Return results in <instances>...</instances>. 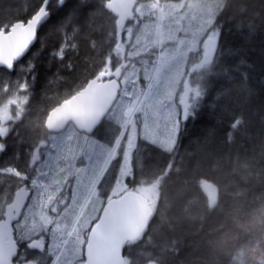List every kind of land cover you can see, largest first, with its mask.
<instances>
[{
    "label": "snow or ice",
    "instance_id": "snow-or-ice-1",
    "mask_svg": "<svg viewBox=\"0 0 264 264\" xmlns=\"http://www.w3.org/2000/svg\"><path fill=\"white\" fill-rule=\"evenodd\" d=\"M64 2L40 0L27 19L0 26V67L9 72L17 67L36 41L48 9ZM101 3L114 14L109 35L116 41L115 57L109 52L90 78L68 85L62 101L47 114L44 130L37 133L29 163L19 170L15 161L0 167V173L23 184L14 199L9 197L11 202L0 203V264H34L28 250L51 258L50 264H164L163 256L176 250L177 240L161 236L153 241L160 256H131L133 246L152 238V225L168 198L181 121L195 116L208 88L207 77L215 74L222 47L220 20L232 0ZM141 36L150 37L147 44L141 43ZM71 39L66 36L53 56L63 61L65 49L76 47L67 43ZM125 42L131 49L126 55ZM33 68L29 61L27 72ZM195 72L198 76L193 77ZM58 79L50 82L46 97ZM32 80L34 76L0 78V137L23 124ZM242 123V117L236 118L230 127L235 130ZM106 126L109 135L101 140L98 133ZM148 144L168 154L166 167L141 163L142 157L150 158ZM6 150V141L0 140V153ZM199 183L210 191L208 208L214 209L215 189L204 180Z\"/></svg>",
    "mask_w": 264,
    "mask_h": 264
},
{
    "label": "trees",
    "instance_id": "trees-1",
    "mask_svg": "<svg viewBox=\"0 0 264 264\" xmlns=\"http://www.w3.org/2000/svg\"><path fill=\"white\" fill-rule=\"evenodd\" d=\"M5 1L0 0V26L28 18L35 7L24 6L22 14L15 11L18 6ZM60 7L52 10L17 67L11 72L0 68V78L31 80L34 76L23 124L0 137L7 143L6 152L0 153V167L9 161H15L18 170L24 167L37 136L34 133L44 130L48 112L62 101L68 85L90 78L115 47L116 41L109 35L114 28V20L110 23L109 18L114 15L101 0H85L81 5L66 0ZM220 25L222 47L215 74L207 77L208 88L195 116L181 121L168 198L152 225V238L132 247L133 258L149 253L160 256L153 241L164 236L178 241L176 250L163 256L164 264H264V0H232ZM66 36L72 37L67 43L76 47H67L60 61L53 52L65 43ZM36 50L41 51L38 57ZM29 61L34 66L30 74L26 69ZM69 63L75 67H61ZM56 77L60 79L46 97V89ZM189 80L190 86H196L192 77ZM241 117L243 123L231 129ZM103 132L109 135L107 126L98 134ZM146 148L150 158L145 161L142 157V164L167 166V153L151 144ZM200 180L215 189L214 209L208 208ZM17 183V177L0 174V201L11 195Z\"/></svg>",
    "mask_w": 264,
    "mask_h": 264
},
{
    "label": "rangeland",
    "instance_id": "rangeland-1",
    "mask_svg": "<svg viewBox=\"0 0 264 264\" xmlns=\"http://www.w3.org/2000/svg\"><path fill=\"white\" fill-rule=\"evenodd\" d=\"M39 2V0H21V1H14V2H12V4H25V5H27V6H34V5H36L37 3ZM69 2L71 3H78L79 5H81V4H84L85 3V0H69ZM165 2V0H161V3H164ZM13 6H16V5H13ZM23 7L22 6H19L18 7V9L17 10H15V11H17V12H20V10L22 9ZM37 8V7H36ZM35 8V9H36ZM53 8H54V12L56 11V10H59L61 7L59 6V5H57V4H54L53 5ZM34 9V10H35ZM14 22V21H13ZM137 23V21H132L131 23H129L128 25H135ZM186 23V22H185ZM74 30H75V28H74ZM133 31L135 32L136 31V29L135 28H133ZM61 34H62V31H61ZM123 35H125L126 36V33H124ZM176 36L179 38V37H182L183 36V33H176ZM133 39H134V37H133ZM149 39H150V37H146V36H141V43L142 44H147L148 43V41H149ZM107 44V43H106ZM34 46V45H33ZM169 47H173L174 46V42H169V45H168ZM115 48V47H114ZM114 48H113V50H114ZM112 50V52H113V56H115V53H114V51ZM154 51H158V49H153ZM129 51H131V49H130V47H129V44L127 43V42H125V44L123 45V52H124V54L126 55ZM35 54H36V56L38 57L39 56V54H41V51L40 50H36L35 51ZM141 55L143 56L144 55V53L142 52L141 53ZM135 59H139L138 57H136ZM193 59L195 60L196 58L195 57H193ZM196 62H198V60H196ZM139 66V65H138ZM186 67H190V66H186ZM193 75V74H192ZM194 75H195V73H194ZM196 77V76H195ZM12 80V79H11ZM190 87H192V86H190ZM196 86H194L193 88H195ZM180 88H182V85L179 87V88H177L176 89V93H178L179 91H180ZM60 99V98H59ZM174 99H176L177 100V102H178V96L177 95H175L174 94ZM37 125H38V120H37V122H36V124H35V128H34V130L36 131V129H37ZM163 129V125L161 124V130ZM181 129V128H180ZM179 132H180V130H179ZM179 134V133H178ZM151 162H153L152 160H150ZM106 182H107V180H106ZM144 264H146V263H144Z\"/></svg>",
    "mask_w": 264,
    "mask_h": 264
},
{
    "label": "flooded vegetation",
    "instance_id": "flooded-vegetation-1",
    "mask_svg": "<svg viewBox=\"0 0 264 264\" xmlns=\"http://www.w3.org/2000/svg\"><path fill=\"white\" fill-rule=\"evenodd\" d=\"M2 1H5V0H2ZM14 1H21V0H11V1H5V2H14ZM39 4H40V0H39V2H38ZM39 4H38V6H39ZM55 4V3H54ZM53 4V5H54ZM53 5H52V7L51 8H49V12H50V14H51V12H52V10L54 9L53 8ZM57 5H59V6H61V4H57ZM103 133H105V132H103ZM106 136H108V133H105V134H98V138H100L101 140H103ZM24 162V166L27 164V163H29L28 162V157L26 156L25 157V160L23 161ZM30 183V182H29ZM18 186H23V184H18L17 183V185H13V189L11 190V195L10 196H7L5 199H3V201H0V203H2V202H4V201H7V202H11V200L10 199H8L9 197H12L13 199L15 198L14 196H15V193H16V191H17V189H18ZM2 189V188H1ZM29 195H31V193H29ZM28 203V201L26 200L25 201V205ZM5 210H6V208H5ZM21 211L23 212V211H25V209L24 208H22L21 209ZM45 242H46V244L47 243H49L50 242V238L46 235L45 236ZM25 247H26V245H25ZM29 251V256L31 257V258H33L34 259V264H50V259L51 258H46V257H43L42 256V254H40L39 252H38V250H36V251H34V250H28Z\"/></svg>",
    "mask_w": 264,
    "mask_h": 264
},
{
    "label": "bare ground",
    "instance_id": "bare-ground-1",
    "mask_svg": "<svg viewBox=\"0 0 264 264\" xmlns=\"http://www.w3.org/2000/svg\"><path fill=\"white\" fill-rule=\"evenodd\" d=\"M65 2H66V0H65ZM65 2H64V3H65ZM7 3H8L9 5H11V6L16 5V6H18V7H19V6H22L23 8H24V6H26L27 8L29 7V6H27V5H25V4H21V3H20V4H12V2H10V3L7 2ZM38 4H39V3H37V4L35 5V7H33V9H31V13H32V11H33L36 7H39ZM61 6H62V5H61ZM23 8L20 10V13H22V14H24V13H23ZM48 11H49V9H48ZM49 18H50V12H49ZM49 18H48V19H49ZM26 19H27V18H26ZM48 19H47V20H48ZM47 20H46V21H47ZM46 21H45V22H46ZM14 22H15V21H14ZM32 47H33V46H32ZM32 47H31V48H32ZM31 48H30V49H31ZM51 109H52V108H51ZM50 111H51V110H50ZM50 111H49V112H50ZM49 112H48V113H49ZM37 128H38V126H37ZM35 134H37V133H34V135H35ZM34 138H35V136H34ZM18 155H19V154H18ZM202 187H203V186H202ZM203 188H204V187H203ZM204 190H205V192H206V194H207V196H208V199H209V193H208V191H207L205 188H204Z\"/></svg>",
    "mask_w": 264,
    "mask_h": 264
},
{
    "label": "water",
    "instance_id": "water-1",
    "mask_svg": "<svg viewBox=\"0 0 264 264\" xmlns=\"http://www.w3.org/2000/svg\"><path fill=\"white\" fill-rule=\"evenodd\" d=\"M48 12H49V11H48ZM48 18H49V14H48L47 18L43 21V23L41 24V26L45 23V21H46ZM126 22H127V21H125V24H126ZM41 26H40V27H41ZM39 29H40V28H39ZM39 29H38V31H39ZM37 34H38V32H37ZM35 42H36V41H35ZM35 42L31 45V47L35 44ZM31 47H30V48H31ZM30 48H29V50H30ZM29 50L25 53V55L29 52ZM25 55H24V56H25ZM24 56H23V57H24ZM23 57H22V58H23ZM22 58H21V59H22ZM0 68H3V67H0ZM4 69H6V68H4ZM6 70H7V69H6ZM46 119H47V118H46ZM206 184H207V183H206ZM208 185H209V184H208ZM204 188H205V187H204ZM207 191H208V193H209V195H210V191H209V190H207ZM14 197H15V196H14ZM25 201H26V200H25Z\"/></svg>",
    "mask_w": 264,
    "mask_h": 264
}]
</instances>
